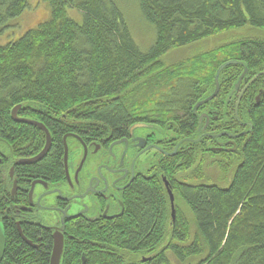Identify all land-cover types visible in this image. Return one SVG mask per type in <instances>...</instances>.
Here are the masks:
<instances>
[{
    "label": "trees",
    "instance_id": "1",
    "mask_svg": "<svg viewBox=\"0 0 264 264\" xmlns=\"http://www.w3.org/2000/svg\"><path fill=\"white\" fill-rule=\"evenodd\" d=\"M29 1L0 0L2 42ZM43 1L49 19L0 45V144L20 158L46 145L44 131L13 118L18 106V118L43 124L52 137L46 157L25 171L59 177L68 133L121 138L131 126L155 122L168 132V151L182 141L150 180L137 179L118 225L69 228L61 264H171L172 257L178 264H264V34L176 64L163 59L220 34L264 32V0H133L156 30L146 52L132 37L121 0ZM69 9L81 13L82 24ZM245 71L242 88L258 78L236 114V85ZM217 77L218 95L197 107L214 93ZM203 114L210 118L204 133ZM224 133L239 136L234 151L223 148L230 140L218 137ZM1 170L0 194L8 191ZM212 171L231 176L230 185L214 182ZM162 177L175 196V220ZM5 231L1 264H50L54 240L43 225L21 226L32 245L14 224Z\"/></svg>",
    "mask_w": 264,
    "mask_h": 264
},
{
    "label": "flooded vegetation",
    "instance_id": "2",
    "mask_svg": "<svg viewBox=\"0 0 264 264\" xmlns=\"http://www.w3.org/2000/svg\"><path fill=\"white\" fill-rule=\"evenodd\" d=\"M144 125L146 127L133 132L131 126L128 134L121 138L102 132L62 135V173L56 179L37 177L25 171V166L34 164H20L21 160L32 159L43 150L26 158L15 157L10 151L9 154L0 152L2 183L8 187L7 193L0 194V207L4 209L3 213L0 211V222L4 229L5 224H14L20 234L21 226L41 224L52 237L63 228L60 233L65 239L73 225H118V220L127 212L137 179L150 180L151 170L156 165L164 167L166 158L173 153L176 155L182 142H171L170 146L176 147L170 152L167 130L160 129L155 122ZM180 137L178 132L174 139ZM229 141L223 148L229 146L226 145Z\"/></svg>",
    "mask_w": 264,
    "mask_h": 264
},
{
    "label": "rangeland",
    "instance_id": "3",
    "mask_svg": "<svg viewBox=\"0 0 264 264\" xmlns=\"http://www.w3.org/2000/svg\"><path fill=\"white\" fill-rule=\"evenodd\" d=\"M119 6L125 16L126 23L129 27V30L132 34L133 39L135 40L137 46L143 52L149 51L156 42V30L155 28L149 24L141 15L138 5L133 0H121L119 1ZM69 16L74 19L78 24H82V15L78 11L75 10H68ZM50 8L48 4L43 0H30L29 1V8H27L24 13L12 22L11 36L7 35L6 40L3 41L4 38H0V45L6 44L10 41L16 40L26 34L27 31L36 28L40 23L46 22L50 17ZM16 28H13V27ZM264 32H253L251 29H244V30H237L232 31L224 34L217 35L215 37L209 38L197 44H194L190 47H187L175 54H168L163 59L167 62V64H176L185 58H189L195 55H200L201 53L207 52L212 49H217L223 45L229 44L231 42H237L242 39L251 38L255 36H262ZM202 124H206V120L202 121ZM205 127V126H204ZM203 133L206 130H202ZM201 138V137H200ZM0 150H4V153L9 154V149L6 145L0 144ZM219 157V156H217ZM217 165V164H216ZM214 165V166H216ZM212 169L213 167L210 166ZM211 176L215 179L214 182L222 183V187L226 188L230 185L232 177L224 176L217 171H212ZM168 182V181H167ZM169 183V182H168ZM170 186V184H169ZM171 189V188H170ZM174 196V194H173ZM182 202L178 201L180 205ZM174 210H175V219H176V207H175V196H174ZM184 218H189V211L185 210ZM172 212V211H171ZM172 215V213H171ZM191 217V216H190ZM183 225H189V221L183 220ZM171 264H178L174 258H171Z\"/></svg>",
    "mask_w": 264,
    "mask_h": 264
},
{
    "label": "water",
    "instance_id": "4",
    "mask_svg": "<svg viewBox=\"0 0 264 264\" xmlns=\"http://www.w3.org/2000/svg\"><path fill=\"white\" fill-rule=\"evenodd\" d=\"M237 62L236 61H232V62H229L225 65H223L220 69H219V72L218 74L221 73V71L230 66V65H235ZM246 74V71L244 72V74L241 76L238 84L236 85V90H238L241 86V83H242V80L244 78ZM258 77H255L250 83L248 86L245 87V89L242 91L241 93V96L239 98V102H238V105H237V109H236V112L238 110V107H239V104H240V101L242 99V96L243 94L246 92L247 88L257 79ZM219 90H220V86H219V81H218V77L216 78V89L214 91V93L209 97L207 98L206 100L200 102L197 104V107H200L202 106L203 104H207L208 102L212 101L219 93ZM21 108V106H18L16 107L14 110H13V118L19 122V123H24V124H29V125H32V126H35L39 129H41L42 131L45 132L46 134V145L43 149V151L38 154L36 157L32 158V159H28V160H21L20 161V164H24V165H31V164H35L37 163L38 161L42 160L46 154L48 153L50 147H51V136H50V133L49 131L45 128V126L41 123H38L36 121H31V120H27V119H20L18 118L17 116V111ZM206 118L207 119V123H206V126L204 128V130L206 129V127L208 126V123H209V119H208V116L206 115H202L200 117V122H202V120ZM251 126V125H250ZM146 127V125L144 124H137L135 126L132 127L131 131L133 132L135 129H139V128H144ZM226 135L227 137H229L230 139H236L238 138L239 136H232L230 134H220L218 135V137H222ZM228 144H232L234 146V149L232 151L235 150V143L233 141H231L230 143ZM143 146V145H142ZM67 156H68V151H67V148L65 150V160L67 162ZM86 156H87V152L85 153V159H86ZM83 159V162L84 160ZM13 170V169H12ZM11 170V171H12ZM165 181V186L166 188L168 189V194H169V198H170V202H171V209H172V217H173V220H175V210H174V196H173V193L172 191L170 190L169 188V183L166 181V179H164ZM15 189H16V183H15V186H14V192H15ZM63 230L60 229L59 231H57L53 238H54V245H53V250H52V255H51V261H50V264H61V259H62V255H63V251H64V236L60 233L61 231ZM20 234L21 236L23 237V239L30 245H32V242H29L25 239V237L23 236L22 232L20 231ZM6 244H7V241H6V233H5V229H4V226L3 224L0 222V264L1 262L3 261L4 259V256H5V252H6Z\"/></svg>",
    "mask_w": 264,
    "mask_h": 264
},
{
    "label": "bare ground",
    "instance_id": "5",
    "mask_svg": "<svg viewBox=\"0 0 264 264\" xmlns=\"http://www.w3.org/2000/svg\"><path fill=\"white\" fill-rule=\"evenodd\" d=\"M211 102V101H210ZM145 174V173H144ZM30 241V240H29ZM7 246V245H6Z\"/></svg>",
    "mask_w": 264,
    "mask_h": 264
}]
</instances>
